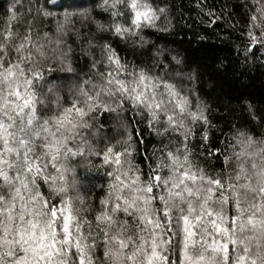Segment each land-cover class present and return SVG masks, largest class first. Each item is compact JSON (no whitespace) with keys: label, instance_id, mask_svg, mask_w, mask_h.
<instances>
[{"label":"snow or ice","instance_id":"1","mask_svg":"<svg viewBox=\"0 0 264 264\" xmlns=\"http://www.w3.org/2000/svg\"><path fill=\"white\" fill-rule=\"evenodd\" d=\"M17 4L23 7L15 0L0 29V264H264V136L237 129L223 154L224 169L209 174L193 163L188 144L197 123L209 124L206 105L197 99L193 108L175 85L146 68L129 70L108 43L92 39L87 49L99 48L100 58L85 54L92 56L96 78L78 81L68 105L57 104L41 116L37 106L45 99L35 85L45 69L51 71L49 59L73 71L72 49L61 47L62 38L75 32L79 40L80 34L68 13L52 20L56 14L46 3L30 5L27 19ZM120 4L129 10L127 24L116 19L123 15ZM103 6L113 20L97 22V30L134 44L143 45L140 29L156 28L162 15L167 27L159 30L171 27L165 8L153 9L143 0H103ZM253 6L246 54L257 45L264 48V0H253ZM46 20H52L54 32L43 30ZM53 43L55 55L49 57L46 48ZM126 102L134 116L146 114L149 128L163 124L154 128L157 135L171 129L182 138L174 148L164 144L159 156L153 153L146 178L133 163L139 132L129 121L121 125V139L102 149L82 135V130L96 134V113L120 116L128 111ZM248 111L252 120L264 123L251 104ZM201 139L209 142L207 128ZM74 159L84 161L80 166L88 171L111 169L94 220L85 215L93 209L80 194Z\"/></svg>","mask_w":264,"mask_h":264},{"label":"trees","instance_id":"2","mask_svg":"<svg viewBox=\"0 0 264 264\" xmlns=\"http://www.w3.org/2000/svg\"><path fill=\"white\" fill-rule=\"evenodd\" d=\"M14 2L15 0H0V29L6 25L9 8ZM143 2L153 9L165 8L171 21L168 31L159 30L167 27L163 15L156 22V28L146 25L142 27L140 35L144 37L143 45L134 44L131 39H121L107 30H97V22L107 25L113 20L111 10H105L103 0H21L23 7L16 5L18 12H23L27 19H31L28 15L29 6L34 9L46 3L48 9L56 14L52 20L63 19L64 14L68 13L75 30L80 34L79 40L76 39L75 32H70L62 38L65 44L61 47L70 46L72 49L70 64L73 71H67L59 60L47 61L51 65V71L45 69L43 80L35 85L38 96L45 99L44 104L37 106L39 114H51L57 109V104L68 105L71 92L75 90L78 81L86 79L89 75L96 78V69L91 68L92 56L85 52L90 51L99 59L100 51L99 48L88 50L87 41L92 39L94 44L106 42L115 50L121 62L129 66V70L133 66L146 68L151 75L162 77L175 85L177 91L188 96L193 108L197 99L206 105L209 124L197 123L194 126L195 134L189 137L188 144L192 150L193 163L198 162L209 174L222 171L223 154L227 153V144L237 129H246L257 138L264 136V123L252 120L248 111V105L251 104L257 116H264V48L257 45L251 52L245 53L248 17L255 11L253 0ZM119 8L123 15L116 19L127 24L129 10L124 4H120ZM209 12L213 15L209 16ZM52 20L43 22L46 25L43 30L54 32ZM20 27L23 29L24 25ZM53 47L54 43L46 48L49 57L55 55L51 52ZM98 67L105 71L103 65ZM49 88L53 90L51 93ZM125 108L128 111L120 116L116 113H96V119L92 121V131L96 134L91 135L88 130H82V135L102 149L106 143H115L121 139V125L124 119L129 121L131 128L139 132V135L135 136L137 150L133 153V163L139 166L146 178L148 165L153 162V153L159 156L164 144L174 148L176 141L182 138L171 129L157 135L154 128L162 129L163 124L149 128L146 114L145 118L134 116L127 102ZM205 128L208 130L209 142L201 139ZM216 148L221 149V152H215ZM90 159L99 162L96 157ZM256 160L259 163L258 157ZM72 163L77 165V175L81 180L80 194L93 209L85 215L94 220L95 212L101 208L100 200L107 195V184L111 178L105 173L111 169L101 167L99 170L92 168L88 171L86 166H80L84 161L74 159ZM229 167L231 169L234 165ZM3 191L7 195V190ZM42 191L46 192V188ZM70 194L75 195L74 192ZM74 203L78 205L79 202ZM232 214H235L234 209ZM120 215L123 216V213ZM173 227H176L175 222ZM165 255H171V251Z\"/></svg>","mask_w":264,"mask_h":264}]
</instances>
